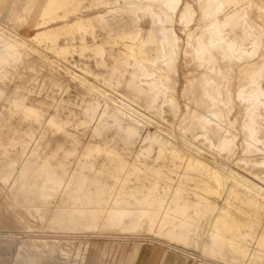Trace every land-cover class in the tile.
Listing matches in <instances>:
<instances>
[{
  "label": "bare ground",
  "instance_id": "1",
  "mask_svg": "<svg viewBox=\"0 0 264 264\" xmlns=\"http://www.w3.org/2000/svg\"><path fill=\"white\" fill-rule=\"evenodd\" d=\"M24 1L25 5H14L12 1H8L9 5L15 7H9L10 11L5 19L12 24L29 25L35 33L21 35L6 30L0 23V82L9 69L21 65L23 61L35 60L54 78L63 74L68 79L66 86L69 84L68 87L77 97L83 100L90 96L92 100L82 110L83 120L77 119L78 113L74 115L72 111L66 110L73 117L71 120L66 115L69 120L68 117L61 118L57 113L60 108L59 99L58 102L51 101L53 105L49 103L54 114L46 117L43 110L29 107L21 99L4 97L3 100L10 106L16 105L18 112H27L22 113L23 117H27V114L32 119L30 122L37 124L40 129V132L37 131L40 133L38 137L33 136V130L25 129L28 130L25 136L32 142V149L27 151L28 143L21 140L12 144L23 146L18 158L0 159V183L6 187L4 189L14 203L23 207L27 214L32 210L41 222L46 220V215L40 209H50V222L61 231H72V227L93 232L111 229L135 233L145 226L146 234L156 242L167 239L170 243L193 246L199 250L200 256L191 257L198 264H261L264 260V224L250 221V215L247 217L249 212L246 214L243 211L246 212L245 208L249 209L250 205L258 207L257 210L264 209V138L256 135L253 137L246 132V123L251 126L253 117L249 116L248 105L240 98H258L264 91L261 84L264 56L260 53L255 58L259 47L253 54L252 45L258 43L260 30H256L255 21L246 10L233 9L229 15L239 12L242 16L246 12L250 22L249 29L244 28L242 21L239 27H233L229 22V27L224 30L225 43L218 44L214 34L205 31L210 28V23L205 19L204 13L206 10L211 18L216 15V9L209 5L226 0H196V6L191 5L194 7L190 6L191 0L189 3L175 0L178 7L174 10L165 7L170 0H42L34 19H28V15L35 0ZM85 2L88 6H83ZM232 2L241 5L250 3L249 0ZM1 3H4L3 0ZM201 4L205 6L204 9L200 7ZM257 8L259 11V6ZM186 9H191V15H185ZM18 19L24 22L16 23ZM220 23L224 24L223 13L220 14ZM175 27L178 30L182 29L179 27H184L183 30L186 29L187 32L184 33L185 40L182 39L173 60V37L180 41ZM253 28L255 31H252ZM37 35L39 40L35 39ZM189 36L193 38L191 46ZM60 40H63L61 44ZM202 43L214 46L210 57L197 56ZM74 46L82 50L78 58L84 62L78 63L76 67L84 76L69 69L70 66L63 67L62 63L48 57L52 55L58 58L64 55L66 49H73ZM181 55L192 64L188 71V75L192 77L182 88L183 93L192 96V107H184L180 122L177 123L180 131L178 136L157 120L164 122V126L165 123L172 126L164 118V114H169L173 119L178 115L179 107L174 94L177 63ZM108 60L112 63L109 64ZM39 63L36 62L38 65ZM91 65L104 71L96 72ZM78 87L79 90L76 89ZM2 90L0 89V100L4 96ZM66 92L65 94L69 90ZM62 101L64 99L61 103ZM49 107L46 108L49 110ZM261 111L257 105L254 115L256 126L264 123ZM204 121L208 123L205 124ZM90 125L93 128L92 138H101L104 141L101 142L102 145L96 140L84 141V132ZM145 126H154L155 131L142 135ZM2 128L3 123L0 125V149L2 156H5L7 148L1 144L4 139ZM260 128L256 131L258 136ZM107 131H112L119 139L121 149H117L112 143L113 139L105 138L104 132ZM47 132L52 136H59L61 143L54 142V151L39 156L37 149ZM88 143H91L90 147L87 146ZM136 143H139V147L134 151L132 148ZM224 144L229 145L228 150H222ZM72 146L75 148L73 151L70 150ZM101 147L116 150L121 155H130L137 160L148 159L153 166H160L161 169L157 172L149 170V174L143 173V176L137 178L134 174L130 178L133 170H126L130 165L125 164L126 169L122 165L128 160L124 159V163H121L118 161L121 158L119 154L109 156L107 154L110 153H106ZM60 150H63L61 159L58 158ZM133 151V155L130 154ZM236 154L239 156L233 166L229 162ZM204 156L211 160H206ZM100 157L104 162L97 167L96 159ZM70 158L73 159L71 163L68 161ZM173 160L181 166L177 168L180 171H173L176 169L174 162V165L168 164ZM189 183H194V187L188 188L186 184ZM159 188L163 191L160 192ZM213 194L219 196L220 202L212 199ZM56 196L57 204H48ZM232 196L237 201L234 203L236 207L244 205L242 211L241 207L238 212L233 209L239 216L237 213L236 216H231L234 204L229 200ZM36 201L42 204L39 206L35 204ZM229 210L232 212L229 213ZM250 210L257 212L252 208ZM252 226L263 231L259 238L257 236L254 242L251 240L247 244L245 239L255 235L250 234ZM133 240L132 243H145ZM29 242L42 251H47L42 241L34 238ZM53 242L59 244L57 240ZM17 248L21 260L37 263L35 255L24 244ZM164 249L173 248L167 246ZM60 250L63 254L59 252V258L61 255L66 258L73 249L62 241ZM74 253L79 255L78 251ZM98 255L96 252L93 257L97 258ZM178 255L187 256L184 251H178ZM84 258L91 259L82 256ZM66 260L69 261L68 258Z\"/></svg>",
  "mask_w": 264,
  "mask_h": 264
},
{
  "label": "rangeland",
  "instance_id": "2",
  "mask_svg": "<svg viewBox=\"0 0 264 264\" xmlns=\"http://www.w3.org/2000/svg\"><path fill=\"white\" fill-rule=\"evenodd\" d=\"M41 1L42 0H37L36 3H34V6L29 9L28 19L29 18L34 19L36 17V15H38V6L41 3ZM73 1H75V0H73ZM188 1H190V0H183L181 2H188ZM249 1H250V3L255 4L256 6L257 5L260 6L261 4H264V0H249ZM3 2H5V0H3ZM7 2H8V0H7ZM195 3H196V0H191L190 6L191 5L196 6ZM0 5H2L1 0H0ZM84 5L88 6V3L85 2L83 4V6ZM194 6H191V7H194ZM257 7L248 9V10H246V12L248 13V15L251 19H254L256 30H260L261 26H262L261 25V17H260V12L258 11ZM9 11H10V8H8L7 10H5V9L2 10V7H0V23L2 24V26L4 25L3 27L6 28V30L15 31L21 35H32L35 33V30L30 28L31 26H29V25L12 24L7 19H5L8 16ZM177 28L178 27H175V33L179 36L180 43H182L185 40V34L184 33H186L187 31H186V29L183 30L184 27H179V28H182L181 30H178ZM182 39H183V41H182ZM62 42H63V40H60L59 44H61ZM74 47L75 48H73V49L75 51L78 50L77 52H75L73 49L69 48V49H66L64 55H60L58 58H56V56L54 57L52 55L51 56L48 55V57H51V59H53L54 61H57L59 64L62 63L61 66H63V67L66 66L67 68H69V66H70L69 69L73 70L74 72L76 71L75 73H79L78 75H80V73H81V75H83L82 71H80L76 67V65H78V63L84 62L83 60H80L78 58L79 55L81 54L80 51H82V50L78 49V47H76V46H74ZM259 51H261V50H259ZM259 51H258L257 55L255 56V58H258V56L260 55L261 52H259ZM70 52L72 53V55H68V54H71ZM69 61H71V62H69ZM33 62H35V60H33ZM33 62L26 60V61L21 62L20 63L21 65L18 64L17 66L12 68V70L9 69L8 73L5 74V77L3 78L2 82H0V87H1L0 89L1 90L3 89L2 91L4 93L2 100H0V117H1L0 118V125L3 123V128L1 130V132H2L1 134L4 136V139L2 140L1 144H2V146L4 145L7 148L5 151L7 153L4 154L5 156H2V149H0V159H3V160H8V158H12V157L16 158V156H17V158L19 157V155L21 154V151L23 149V146L18 145V144L13 146L12 144L19 143L21 140H24L26 142V144L28 143L26 145L28 147V148L26 147L27 151L32 149V147H33L32 142L29 140V138H27L25 136V133L28 130L25 131V129H31V131L33 130L32 133H33L34 137H38V134H40L39 133L40 129L37 128L38 126H36L37 124H35L33 122L31 123L30 121H32V119L27 114H25L27 117H23L24 114H22V113H27V112H20L19 111L20 112L19 113L18 109L15 108L16 105L10 106L7 102H5V100H3L4 97H13V98L16 97L18 99H21L25 105H27L29 107L36 108V109L43 110V112H45L47 115L46 117H48V115L51 116L54 114V111H52L54 109L49 107V105H51V104L53 105L54 104L53 102H55V101L58 102V99H59L60 102H58L59 103L58 105H60L59 106L60 108L57 110L58 115L59 116L61 115L60 117L63 119H66V117L69 116L71 118V120L73 119V117H71L70 113L67 112L68 110L72 111L71 113H73L74 115H77V113H78L79 116L78 115L76 116L77 119L83 120V115H82L83 111L82 110L92 100L90 96L85 97L83 100L80 97H77L75 95V93L73 92V90L68 87L69 84L66 86L68 79L65 78L63 76V74H61L60 76H56L54 78V76H51L45 68H44L45 69V71H44L43 67H41V65L38 61H36V62L39 63L40 66L38 64H36V62L35 63H33ZM28 63H30L29 65H31V66H28ZM108 63L110 64V63H112V61L108 60ZM91 66H92V69H94L96 72L102 73L104 71V69L95 68L94 65H91ZM30 67H32L33 71L30 70L31 69ZM35 68H37V69H35ZM191 68H192V64H190L188 62V59H185L181 55L179 57L178 63H177V73L175 75V79L177 80L176 81V92L174 94L176 101L178 103V107H179L178 115L175 119H173V118H171V116H169V114H164V118L167 119L170 123H172L173 124L172 126H170L169 124H166V123L164 126V122H161L160 119L157 120V121H159V123L163 127H166L167 129L172 130L174 132V134H176V135L178 134V136H180L178 124H179L180 118L182 117V114L185 110L184 107H185V105H188V107H190V108L192 107V103H191L192 96L189 93H183L182 92L183 86L186 84L187 80H189L190 77H192V76L188 75V71ZM40 69H41V71H40ZM12 71H13V73H15L14 75H13ZM46 72H47V74H46ZM11 75H13V76H11ZM195 75H196V73L193 76H195ZM45 76H46V78H45ZM59 78H61V80ZM86 78H88V77H86ZM3 83L5 84L4 86H3ZM57 83H59V84H57ZM61 84H63V85H61ZM50 85H52L53 87ZM59 85H61V86L59 87ZM58 88H60L61 91H60V89L58 91ZM66 88H68V89H66ZM17 89H19V90H17ZM76 89L79 90V87ZM68 90H69V92H68ZM120 90H121V88H120ZM51 92H54V94ZM65 92L67 94H65ZM48 95H50V96H48ZM59 96L61 98H59ZM44 97L45 98L47 97L48 99H45ZM52 98H54V99H52ZM55 99H57V100H55ZM60 99L61 100L64 99V102L62 101L63 103H61ZM43 101H44V103L41 104V102H43ZM51 101H53V102L51 103ZM85 102H86V104H85ZM49 103H51V104H49ZM40 104H41V108H40ZM43 104H45V106ZM66 104H70V105H66ZM37 105H39V106H37ZM82 105H84V106H82ZM78 106H79V108H78ZM46 107H49V110ZM61 107H62V109H61ZM69 107L71 109H69ZM8 108L9 109L11 108V109L9 110ZM60 110L62 112H59ZM12 113H14V114H12ZM63 114H64V116H63ZM263 114H264V112L261 111L260 115H263ZM66 115H68V116H66ZM179 115H180V117H179ZM69 117L67 119L70 120ZM24 118H26V119H24ZM27 118L29 119V121L27 120ZM22 119H24V120H22ZM18 124H20V125H18ZM261 124H263V125H261ZM257 125L258 126H256V124H255V127L257 128L256 131L258 132L259 131L258 129L261 127L260 128L261 132H259L260 133L259 136H258V134H256V137L264 138V135H263L264 134V131H263L264 123L263 122L260 124L258 123ZM154 128H155L154 126H152V127L151 126H145L142 129V135H144L146 132L153 133L155 131ZM11 129H12V131H11ZM91 129H93V128L90 125L88 127V129L84 132V137H83L84 141H86V142H96L97 141V142H100L99 143L100 145H102L104 143V141L101 140V138H97V137L92 138L93 134H92ZM9 131L12 133H10ZM37 131H39V132H37ZM14 133H16V134H14ZM11 134H12V137H11ZM45 135L46 136L44 137V140L47 142L42 140L43 142L40 143V148L38 147V149H37V153L39 152L38 154H40L39 156H41L43 153H50L51 151H54L53 149H55L54 147H56L55 143H57V142L61 143V139L59 136H57V135L52 136L49 132H47V134H45ZM7 136L9 138H7ZM104 136L108 140L113 139L112 143L117 147V149L122 148V145L119 142V139L114 135V133L112 131L104 132ZM7 139L12 140V141L9 142V140H7ZM53 140H57V141H53ZM102 141H103V143H101ZM11 142H13V143H11ZM44 144L47 147H45ZM138 145H139V143H136L134 145V147L132 148V150L135 151L137 149V147H139ZM87 146L90 147L91 143H88ZM12 147H15L16 150ZM72 147L70 150L71 151L75 150L74 146H72ZM101 148H103V147H101ZM45 149H51V150H45ZM44 150H45V152H44ZM104 150H106V153L107 152L110 153V154H107L109 156H113L114 154H116V155L119 154V157L121 156L120 159L122 160V158H123V161H121L120 159L118 160L121 163L122 162L124 163V161H125L124 159H126V161L130 160L129 162L127 161L124 164H122L124 166V168L126 166H128V164H129L130 166H128L127 169L125 168L127 171H129V172H131L132 170H133V172L139 171V173L136 172L137 174L135 172L134 173L131 172L130 175L131 174L132 175L131 176L129 175L130 178L131 177L133 178L134 174L136 175L135 178H137V176L140 177V176H143L144 174H147V173L149 174L150 173L149 170H153L154 172H157V170L161 169L160 166H157V167L153 166L152 163H150L151 161L148 159H143L144 161L143 160H137L135 158H131L132 156H130V155H127V156L121 155L116 150H111V149H104ZM134 151L130 154L133 155ZM16 153H17V155H15ZM59 153H61V154H59ZM59 155H61V156H59ZM116 155H114V156H116ZM237 156H239V154H236L235 156H233L229 162V163L233 164V166L236 162ZM60 157L63 158V150L62 151L60 150V152H58V158L61 159ZM204 158L208 161L211 160V158L208 156H204ZM71 159L72 158H70L68 160V161H70V163L73 161V159L72 160ZM146 160H148V161H146ZM224 161L226 162V159ZM102 162H104L102 157L96 159V166L100 167ZM134 162L137 164H135ZM173 162L176 165V167H175L176 169L181 168V166L177 163L176 160L171 161V163L168 162V164L172 165ZM125 164H126V166H125ZM131 164H133V165H131ZM138 165H139V167H138ZM135 166H137V167H135ZM142 168H144L145 170H143ZM146 168L148 170H146ZM176 169L173 171H178V170L180 171V169H177V170ZM140 172H142V173H140ZM246 173L251 175L250 172H246ZM192 176H190V178ZM176 178H177L176 175H174V179H176ZM0 185H1V187H0V264H124V262L127 258H130L133 262L138 260L139 264H156L157 260H167L168 264H198L197 262L192 261L191 257L192 256L193 257L200 256L199 250H196L193 246L184 247L181 244H178L175 242L170 243L167 239H161V241H159L161 243L156 242L153 239H151L150 236H148L146 234L145 226L142 227L139 231H137L135 233L129 232V231L128 232H122L120 230H111V229H102L98 232H93V231H89V230H85V229L79 230V228H75V229L73 228L72 229V227H70V230H72V231L68 232V230L67 231L62 230L63 231L62 232L61 229L57 225H55L53 223H52L53 225L51 224V222H50L51 210L50 209H45V208L43 209V207H42V209H40L41 212L46 215V220L44 221L46 223L41 222L32 210H30L29 213L27 214V212L25 211V209L23 207L21 208L18 205H16V203H14V201L12 200L11 196L7 194L6 189H4L6 187H4L1 183H0ZM186 186H188V188H193L194 183H189V185L186 184ZM161 188H163L162 185H161ZM161 188H159L160 192L163 191V189L161 190ZM212 197H213L212 199L220 202L219 201L220 198H218L219 196L217 197L215 194H213ZM57 198H58L57 196L55 198H51L49 200L48 204H57V202H56L58 200ZM214 200H212V201H214ZM230 200H229V202L232 204L237 203V201H235L234 196H232ZM35 204L40 206L42 203H40L39 201H36ZM248 204H249V202H248ZM221 205L223 206L222 202H221ZM235 205L236 204H234V206ZM240 205H242V204H240ZM234 206H232V210L233 209L237 210V212L239 211L240 207H241V211H242V209H244L243 208L244 205L243 206L237 205V207L236 206L234 207ZM251 208H252V210L256 211L257 210L256 208H258V207L254 206V205H250L249 209L247 207V208H245V209H247L246 212L245 211H243V212L246 214H248V212H249L247 217H249V215H250V217H251V218H249L250 221L253 220L255 223L257 222V223L263 225L264 224V220H263L264 219V209L259 208V210H257L258 213L257 212L254 213L253 211L250 210ZM232 210L231 211L229 210V213H231ZM234 210L231 214L232 217L236 216L235 214L237 213ZM233 213H234V215H233ZM237 214L239 216V213H237ZM251 215L252 216L254 215V216L252 217ZM252 218H254V219H252ZM262 220H263V223H262ZM236 221L238 222L237 219H236ZM48 226H50V227H48ZM28 228H30V229H28ZM252 228H253V226H252ZM256 228L257 227L255 226L253 228V231L250 233L251 235L252 234H255V235L245 239V241H247L246 242L247 244L249 242H252L255 238H257V236L259 238V236L261 235V231L264 230V228H263V230L256 229ZM203 232H204V230H203ZM253 232H255V233H253ZM34 238L42 241V243L44 245H46V249H47L46 252L42 251L41 248H39L36 245L34 246V245H32L31 242H29L30 239H34ZM133 239L138 240L137 242L144 241L145 243L144 244L132 243L134 241ZM53 240H57L59 244H55L53 242ZM62 241L67 242V244L70 247H72V249H73L68 257L64 258L63 255H61L64 259L61 256H60L61 258H59V252L61 254H63V252L60 250V245H61ZM21 244H24L25 247L32 254L35 255V259L37 260V263L28 261L27 259H24V260L20 259V257L18 256L19 250L17 247H19ZM167 246H170L173 249H171V250L164 249ZM74 251L75 252L78 251L79 255H76L74 253ZM178 251H184L187 254V256L182 257V256L178 255ZM96 252H98L99 255L97 258H94L93 256L96 254ZM81 255L91 257V259L90 260H88L86 258L82 259ZM37 257L40 260H38ZM67 258L69 261L66 260ZM215 263L227 264V262H225V263L215 262Z\"/></svg>",
  "mask_w": 264,
  "mask_h": 264
},
{
  "label": "snow or ice",
  "instance_id": "3",
  "mask_svg": "<svg viewBox=\"0 0 264 264\" xmlns=\"http://www.w3.org/2000/svg\"><path fill=\"white\" fill-rule=\"evenodd\" d=\"M0 7H3L5 10H7L9 7H15L14 5H9L7 3V0H5V2L0 5ZM165 7L169 8V9H176L178 7L177 3L175 2V0H170V2L168 4L165 5ZM202 9L205 8V6L203 4H201L200 6ZM209 7H215L216 9V15L212 16L211 18L208 17V13L205 10V19L209 21L210 23V28H206L205 31H211L214 34V37L217 41L218 44H223L225 43L226 40V35H225V29H227L229 27V22H231V26L233 27H239L241 21L243 22V26L245 29H249L250 27V22H249V17L247 15V13L245 12L244 15H240L239 12H234L232 13V15H229V13L233 10V9H251V8H256L257 6L255 4L252 3H248V4H244L241 5L240 3H234L232 2V0H226V2H221L215 5H209ZM259 12H260V17H261V29H260V36L258 38V43H253L252 47H253V54L255 53V50L257 47L260 48L261 50V55L264 56V4H261L259 6ZM223 13V19H224V24L221 25L220 23V14ZM186 16L191 15V9H186ZM16 23H23L24 21L22 19H18L15 21ZM181 23H184V19H181ZM252 31H255V29L253 28ZM35 39L39 40L40 37L39 35H37L35 37ZM192 36H189V43L191 46V41H192ZM179 46H180V41L178 39H176L175 37H173V60L175 59V54L178 52L179 50ZM212 48H214V46H209L206 44H201L200 48L197 51V56L198 57H210L212 55ZM261 84H262V89H264V74H262V78H261ZM242 100L243 103L248 105V114L249 116L253 117L252 122H251V126H249L246 123V132H248L251 136L255 137L256 135V127H255V120H254V115H255V108L257 105H259L260 109L262 110V112H264V91L261 92V95L257 98V97H250L248 99H245L243 96L240 98ZM19 107V106H18ZM217 119H219V117H217ZM246 121L248 120V117H245ZM205 124H207V121H204ZM100 132V130H98V133ZM229 149V145L228 144H224L222 147V150H228ZM124 264H139V261L136 260L135 262H133L130 258H127L124 262ZM156 264H168L167 260H157ZM209 264H212V262H209ZM261 264H264V260L261 261Z\"/></svg>",
  "mask_w": 264,
  "mask_h": 264
},
{
  "label": "crops",
  "instance_id": "4",
  "mask_svg": "<svg viewBox=\"0 0 264 264\" xmlns=\"http://www.w3.org/2000/svg\"><path fill=\"white\" fill-rule=\"evenodd\" d=\"M8 1H12V3L14 4V5H16V4H23V5H25L26 4V1H24L23 2V0H8ZM36 1L37 0H35V3H36ZM42 2V1H41Z\"/></svg>",
  "mask_w": 264,
  "mask_h": 264
}]
</instances>
